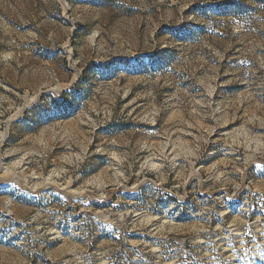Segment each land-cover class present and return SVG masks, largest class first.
I'll use <instances>...</instances> for the list:
<instances>
[{"label":"rangeland","instance_id":"1","mask_svg":"<svg viewBox=\"0 0 264 264\" xmlns=\"http://www.w3.org/2000/svg\"><path fill=\"white\" fill-rule=\"evenodd\" d=\"M0 264H264V0H0Z\"/></svg>","mask_w":264,"mask_h":264},{"label":"trees","instance_id":"2","mask_svg":"<svg viewBox=\"0 0 264 264\" xmlns=\"http://www.w3.org/2000/svg\"><path fill=\"white\" fill-rule=\"evenodd\" d=\"M65 96L67 97V96H68V94H64V97H65Z\"/></svg>","mask_w":264,"mask_h":264},{"label":"bare ground","instance_id":"3","mask_svg":"<svg viewBox=\"0 0 264 264\" xmlns=\"http://www.w3.org/2000/svg\"><path fill=\"white\" fill-rule=\"evenodd\" d=\"M23 111V110H22ZM21 113V112H20ZM21 115V114H20ZM12 121V120H11ZM10 122V121H9Z\"/></svg>","mask_w":264,"mask_h":264}]
</instances>
